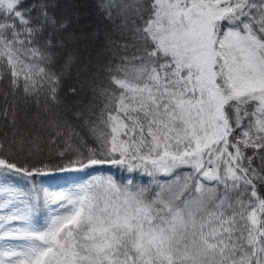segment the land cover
<instances>
[{"label": "snow or ice", "instance_id": "snow-or-ice-1", "mask_svg": "<svg viewBox=\"0 0 264 264\" xmlns=\"http://www.w3.org/2000/svg\"><path fill=\"white\" fill-rule=\"evenodd\" d=\"M95 6L0 0V264H264V0Z\"/></svg>", "mask_w": 264, "mask_h": 264}, {"label": "trees", "instance_id": "trees-1", "mask_svg": "<svg viewBox=\"0 0 264 264\" xmlns=\"http://www.w3.org/2000/svg\"><path fill=\"white\" fill-rule=\"evenodd\" d=\"M61 7L58 10V15H67L70 19L69 33H76L82 36L78 42L74 44L75 48L81 50L83 56L91 54L94 63H104L105 57L109 55L108 50L102 48L104 43V36L107 31V24L99 16L96 3L97 0H55ZM70 4L72 7L66 8L65 5ZM95 38L93 37V34ZM67 35V33H65ZM54 71L58 70L53 69ZM80 70V66H74L71 73H65L63 89L61 96L65 97L70 86L77 83L76 73ZM9 91L8 80H0V106H3L2 97L3 94ZM11 98V97H10ZM68 101L71 102L74 98L67 97ZM0 131H7L3 127V122L0 121ZM65 180H70L72 177L83 178L82 174L69 173L63 174ZM65 180L53 181L50 178H43L42 185L49 188H57L65 183Z\"/></svg>", "mask_w": 264, "mask_h": 264}]
</instances>
